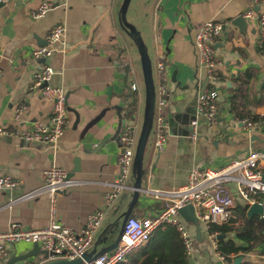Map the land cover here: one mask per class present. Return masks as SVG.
Returning <instances> with one entry per match:
<instances>
[{
	"label": "crops",
	"instance_id": "crops-1",
	"mask_svg": "<svg viewBox=\"0 0 264 264\" xmlns=\"http://www.w3.org/2000/svg\"><path fill=\"white\" fill-rule=\"evenodd\" d=\"M43 2L52 8L41 18L33 17ZM122 2L10 0L0 5V127L9 128L20 108L19 127L50 125L52 103L31 88L33 75L40 68L32 52L44 46L49 31L58 24L64 26L65 34L49 60L54 72L50 84L63 89L67 109L65 129L56 146L0 138V177L9 176L19 183L9 191L0 190L1 230L11 223L32 230L45 227L53 200L58 222L80 234L89 214L103 207V196L119 172L122 115L133 96L128 86L136 91L137 108L134 121H125V125L134 128L135 143L144 110L139 55L118 22ZM263 7L264 0L260 10L252 0H130L125 17L147 50L155 99L158 86L163 83L166 87L163 115L167 126L165 147L158 152L155 108L143 155L142 191L131 216H155L167 201L164 193L185 185L194 168L219 167L231 159H243L250 150H264V60L260 50L264 39L258 26L241 17L253 8L262 12ZM208 21L219 22L224 28L215 47L218 80L214 84L207 79L195 48L197 29ZM159 63L164 65L162 74L157 69ZM211 87L218 94V120L214 125L199 122L191 137L188 127L197 96ZM244 120L253 122L255 128H245L241 123ZM54 167L66 172L72 185L52 199L41 194L23 200V195L43 185L42 172ZM130 184H134L133 175ZM230 189L233 190L231 185ZM234 199L232 215L240 217L236 211L243 202L236 195ZM131 201L132 191L123 192L116 199L89 251L101 250L114 242L121 225L118 218ZM182 221L193 241L191 256L185 255L187 264H264V246L236 258L231 255L229 261L222 256L221 259L217 244H213L203 225L198 223L197 230L183 218ZM225 239L243 246L234 234ZM178 240L181 241L173 227H161L123 263L136 264L163 243L174 249ZM33 245H6L0 264L30 252ZM178 251H184L182 245ZM44 261L39 254L14 264Z\"/></svg>",
	"mask_w": 264,
	"mask_h": 264
},
{
	"label": "built area",
	"instance_id": "built-area-1",
	"mask_svg": "<svg viewBox=\"0 0 264 264\" xmlns=\"http://www.w3.org/2000/svg\"><path fill=\"white\" fill-rule=\"evenodd\" d=\"M9 1L0 0V5ZM252 1L253 6L260 10L261 0ZM51 8L50 3L43 2L33 17L41 18ZM253 9L244 12L241 17L258 26L261 39H264L262 35L264 31V9L262 12ZM223 32L224 28L221 23L208 21L199 26L195 36V48L199 62L207 79L213 84L218 80L216 73L218 60L215 55V47ZM64 34L65 28L63 25L54 26L46 37V45L38 47L32 52V57L40 62V68L33 75L31 88L38 90L43 98L52 103L50 125L35 123L31 129L19 127L18 117L22 110L20 108L9 128L0 127V138L18 139L25 143L40 142L53 146L58 144L66 125V96L63 89L50 84L54 72L49 65V60L55 51L56 43L61 41ZM260 48L264 60V40L261 41ZM157 69L162 74L164 65L159 63ZM165 96L166 87L162 83L158 86L155 99L157 110L155 148L158 152L163 151L166 144L165 130L167 126L163 115ZM217 98V91L213 87L198 94L195 114L188 127L191 137L195 136L199 122L209 125L216 124L219 116ZM241 123L249 130L255 128V124L249 120L241 121ZM118 145L120 149L118 175L110 184V191L103 196V207L90 213L87 217L82 233L78 234L58 222L55 218L52 200L48 224L45 227L32 230L25 229L20 224L11 223L5 230L0 228V259L5 255L6 245L18 242L37 244L42 251L48 254L50 260H75L89 251L93 245L95 233L102 225L105 216L104 210L111 208L123 192L133 191L130 180L132 178L136 143L132 126H124L118 137ZM263 168L264 150H250L243 159H231L219 167L192 169L185 185L177 190L164 193L167 201L155 216L128 217L116 248L101 254L87 264H121L134 249L141 246L156 230L164 226L175 229L181 239L185 255L187 257L191 256L193 241L179 214V210L188 205L193 208L198 223L205 227L209 238L216 246L218 233L210 232L213 225L237 227L243 223L241 217L232 215V209L235 206L234 195L243 202V206L247 209L253 204H260L264 209ZM42 179L43 185L27 192L22 196L23 200L32 199L41 194H47L52 199L57 192L69 188L73 183L67 179L66 172L55 167L44 170ZM18 185L19 183L9 176L0 177L1 191H9ZM230 185L233 190L230 189ZM155 194L162 195L160 192H155ZM232 221L234 223H231ZM221 259L223 258L221 257Z\"/></svg>",
	"mask_w": 264,
	"mask_h": 264
},
{
	"label": "water",
	"instance_id": "water-1",
	"mask_svg": "<svg viewBox=\"0 0 264 264\" xmlns=\"http://www.w3.org/2000/svg\"><path fill=\"white\" fill-rule=\"evenodd\" d=\"M129 3H130V0H123L122 5L120 6V9H119V13H118V22L120 26L127 32L128 36L133 40V43L136 46V49L139 55L140 65H141L145 99H144L143 120H142V125L139 131L138 139L136 141L135 154H134V159H133V164H132V175L134 176L132 201L128 209L124 213H122L121 216L118 218V222L121 221L120 230L117 233L114 239V242L110 246L106 248H102L101 250H97V248H94L91 251L85 252L80 258H77L75 260H64V259H51L50 260L48 259V254L45 251H40L39 246L37 244H34L30 252H27L26 254H23L20 256H14L6 264H14L18 261H24L30 257H36L39 254L43 255L44 259L46 260L45 262L41 264H87V263L92 262L94 259H96L101 254L112 251L118 245V242L122 235L124 223L127 220V218L131 216V210L134 204L136 203L140 192L142 191L141 181L143 177V170H142L143 155H144V149L147 143V139L153 128L154 111H155V88H154V82H153V76H152L151 63H150L149 56L147 54V50L145 48V45L139 33L131 25L127 23L125 15H126V10H127ZM45 45H46V41H45L44 46ZM77 122L78 121L76 120V124ZM121 124H122V128H124L125 120H122ZM68 178L69 176L67 177V179ZM179 214L185 222L193 224L198 230L199 224H198L197 219L195 218L194 211L191 206L188 205L180 209ZM245 215H246L247 220H250L253 216L264 218V209L262 208L260 204H253L250 207H248ZM223 237L224 236H219L217 239L223 238Z\"/></svg>",
	"mask_w": 264,
	"mask_h": 264
},
{
	"label": "trees",
	"instance_id": "trees-1",
	"mask_svg": "<svg viewBox=\"0 0 264 264\" xmlns=\"http://www.w3.org/2000/svg\"><path fill=\"white\" fill-rule=\"evenodd\" d=\"M128 89L129 92L133 93V96H131V101L127 103L122 119L133 122L137 108L136 91L132 86H128ZM126 98H128L127 94ZM246 209L247 207L245 206L237 207V215L243 219V223L240 226L213 225L210 229V232H216L218 236H224L217 239L216 250L220 256L228 261L231 255L236 258L257 249L259 246H264V218L253 216L250 220H247L245 215ZM228 234H234V237L243 246L237 245L232 240H226L225 238ZM181 245L182 242L180 240H178L174 249L172 245H168L167 243L160 244L152 251L146 253L142 260L136 264H187L184 251H178V247H181Z\"/></svg>",
	"mask_w": 264,
	"mask_h": 264
},
{
	"label": "rangeland",
	"instance_id": "rangeland-1",
	"mask_svg": "<svg viewBox=\"0 0 264 264\" xmlns=\"http://www.w3.org/2000/svg\"><path fill=\"white\" fill-rule=\"evenodd\" d=\"M109 208H106L104 211H105V214H106V212H107V210H108Z\"/></svg>",
	"mask_w": 264,
	"mask_h": 264
}]
</instances>
